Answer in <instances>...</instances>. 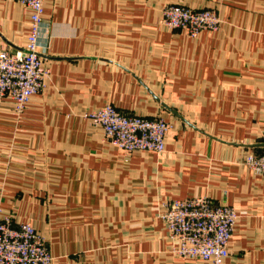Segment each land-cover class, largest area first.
<instances>
[{"label": "crops", "instance_id": "0c3cea01", "mask_svg": "<svg viewBox=\"0 0 264 264\" xmlns=\"http://www.w3.org/2000/svg\"><path fill=\"white\" fill-rule=\"evenodd\" d=\"M178 0H46L48 74L19 114L0 106V210L30 222L52 264H211L170 251L162 206L207 197L238 219L222 264H264V0H186L216 31L160 24ZM29 10L0 0V49H19ZM110 104L169 124L164 151L124 153L84 115Z\"/></svg>", "mask_w": 264, "mask_h": 264}, {"label": "built area", "instance_id": "2783aa9c", "mask_svg": "<svg viewBox=\"0 0 264 264\" xmlns=\"http://www.w3.org/2000/svg\"><path fill=\"white\" fill-rule=\"evenodd\" d=\"M29 10V30L22 48L0 49V106L12 102L16 113L44 88L48 74L39 45L44 30L46 0H18ZM178 0L164 6L160 24L168 30H183L189 37L200 31H216L220 20L211 9H191ZM84 118L99 126L111 144L124 153L164 151L169 124L160 117L146 118L120 113L110 104L88 112ZM264 144V134L261 137ZM247 168L264 176V155H248ZM160 218L170 240V251L178 257L222 264L229 256L228 243L238 214L233 207L207 197L169 200ZM44 239L30 222H15L0 210V264H52Z\"/></svg>", "mask_w": 264, "mask_h": 264}]
</instances>
